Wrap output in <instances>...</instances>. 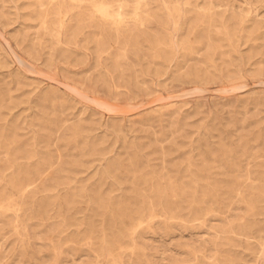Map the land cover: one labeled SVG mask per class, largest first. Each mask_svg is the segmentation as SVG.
Returning a JSON list of instances; mask_svg holds the SVG:
<instances>
[{
    "label": "rangeland",
    "instance_id": "rangeland-1",
    "mask_svg": "<svg viewBox=\"0 0 264 264\" xmlns=\"http://www.w3.org/2000/svg\"><path fill=\"white\" fill-rule=\"evenodd\" d=\"M0 264H264V0H0Z\"/></svg>",
    "mask_w": 264,
    "mask_h": 264
}]
</instances>
